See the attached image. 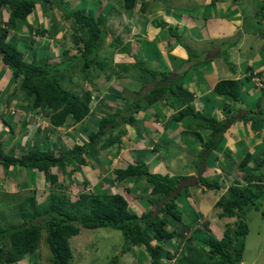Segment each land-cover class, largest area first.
Masks as SVG:
<instances>
[{
  "label": "trees",
  "instance_id": "trees-1",
  "mask_svg": "<svg viewBox=\"0 0 264 264\" xmlns=\"http://www.w3.org/2000/svg\"><path fill=\"white\" fill-rule=\"evenodd\" d=\"M111 1V4H105L98 12L97 9L90 12L78 8L70 9L67 0H0V6H5L8 12L6 23L9 28L18 29L16 20L25 21L32 9L42 2L46 3L49 9L60 13L58 20L55 17L56 24L68 22L63 30L69 31L71 45L69 47L63 44L59 45L55 57L40 55L36 52L37 47L32 44L36 42L32 37L33 34L28 37L30 46L24 47L25 56L18 44L8 41L7 31H0V60L9 71L13 82H17V90L20 91L21 96L19 102L13 100L8 102L15 103L16 107L15 105L13 107L21 111V123L25 122V113L43 110V115L47 118L51 128H56L64 123L67 116L70 117L72 123L79 121L87 114L90 104L101 105L104 98L100 97L98 100H94V95L99 96L100 89L104 88L103 83L96 87H85L83 84H79L82 89L80 92L62 85L60 80H64L66 84L71 83V73L76 70L80 72L81 78L86 82L97 77L95 70L105 71L106 82L112 73L128 71L131 67L135 72L133 79L139 83L140 88L148 80H152V77H156V74L167 77L166 72L149 69L137 60H134L130 66L119 62L112 64L111 67L112 58L99 54L98 49L103 44L106 34L111 32L110 26L106 25L108 17L116 16L123 9H132L137 3V0ZM149 1L157 0L140 2L141 11L145 10V5ZM215 1L210 0V2ZM232 1L235 3V0ZM157 24L159 25V23ZM162 24H165L164 21ZM34 32L38 35H48V33L55 35L58 30L56 27L51 30L35 27ZM169 33L174 36L171 30ZM64 35L65 32L60 35L62 40L65 38ZM108 46H111L114 51L120 50L124 54L130 52L129 44L123 42L119 34L111 38ZM61 64L63 67H60ZM173 86L176 87L173 89ZM173 86L156 84L148 88L143 94L145 105L133 102V105L123 107L124 112H121L119 106H116L113 112L104 110V115L97 121L96 129L94 131L84 130L85 140L82 143H74L71 147L67 146L55 154L47 149L33 146L24 153L13 155V148L9 147L6 151L0 138L2 176L5 175L8 168L19 166L32 170L33 173H41L44 181L48 184L46 186L53 187L58 180V175L51 172V168L61 169V173H65L66 170L72 172L77 166L87 165L93 157H100V150L106 144L104 142V144L100 143L96 146L100 137L104 136L108 141H117L125 132L118 126L122 123L132 126L136 122L134 121L136 114L146 106L163 98L166 92L174 94L177 101L180 99L182 102L189 96V93L184 90L181 91V94L175 93V89L179 86L177 83ZM212 91L232 102L238 101L240 83L236 79H220L213 85ZM185 105L188 104L185 103ZM230 110V108L225 109L227 113ZM7 114L10 117L11 114L9 112ZM184 116L193 119L196 129L210 130V136L205 141L198 132L192 133L197 141H203L201 145L204 148H212L217 145L221 136L220 132L224 128L223 121H216L208 114L193 112L189 106L178 110L174 119L179 121ZM242 117L243 120H250L252 129H255L260 120L264 118V116ZM3 122L9 124L6 119ZM8 126L9 131L12 130V126ZM154 146L157 147L156 144ZM203 153L204 149L199 151L198 160H205ZM131 157V162L121 161L116 167H113V179L116 181L128 178L144 179L149 185L148 194L154 196L152 200L148 199V201L155 203V211L148 209L143 212H133L121 194L105 192L100 187L91 189L85 181L81 182L80 191L73 195L61 191H50L39 203L34 195L35 187L31 188L30 194L19 201L16 202L12 198L15 200L16 207L14 209L16 211L12 213L11 217L16 220L0 222V264L15 263L27 254H33L37 249L42 230L45 232L44 240L51 255V264H68L71 257L68 238L76 235L79 228L94 229L99 227L119 230L125 247L138 246L143 249L150 264H160L161 258H172L178 252L175 253L180 244L190 245L189 241L191 240H195L197 244L200 242V247L207 248L205 251L201 249L200 256L204 257L202 264H237L241 260L248 229L245 220L246 212L249 209L259 210L261 202L264 200V150L256 156H251L246 152L238 161L226 154L225 160L218 162L226 179H229L226 189L219 193L213 203L215 216L222 221L219 224L215 222L221 232L219 237H215L214 233H209L208 221L205 220L199 223L202 229L191 228V224L199 219L200 212H192L190 219H187L189 223H187L182 219V211L177 210V195L181 192L185 193L187 185H189L180 182L186 176H168L158 172H149L148 166L143 160L141 161L133 155ZM251 159L255 163L252 170L257 171V174L244 168ZM195 184L219 192L221 181L213 178L208 179L197 173ZM10 195L12 194L5 193L8 198ZM159 202L161 204L157 205ZM12 204L10 202L6 206ZM260 214L264 218L263 210H260ZM226 218L232 219L226 221ZM145 228H148L149 234L145 232ZM201 230L206 231L208 236L203 239L195 238L193 233ZM173 244L176 246L175 251L166 250L162 253L164 247L173 246ZM187 250L189 252V249Z\"/></svg>",
  "mask_w": 264,
  "mask_h": 264
},
{
  "label": "rangeland",
  "instance_id": "rangeland-1",
  "mask_svg": "<svg viewBox=\"0 0 264 264\" xmlns=\"http://www.w3.org/2000/svg\"><path fill=\"white\" fill-rule=\"evenodd\" d=\"M67 1L69 2L70 9L78 8L80 10L91 12V11H94L97 6L96 1L94 0H67ZM142 1L143 0H140V2ZM221 1H223L222 4H220ZM104 2H107L108 4H110L112 1L111 0H100L99 1L100 5L98 9L96 10L97 12L99 11L100 7H103V5L106 4ZM168 2L169 4H166L165 11L168 12L170 10L171 13L170 15L167 16V18L163 17L162 20L158 19V23H159L158 28L160 31L159 34H161L162 32L169 33V30L171 29V27H168V29H165L163 31V29H161L163 25L162 24L163 21L167 22L169 25H175V22H173V20L175 19L172 17V15H175V11L173 8L175 9L180 8L182 10L183 8L187 9L190 14L193 13V15L195 16V22L198 24L203 22L204 17H207L208 19H210L211 12L214 15V16L212 15V17L214 18H219L218 14H221L223 12H225V15L227 17H235L236 13L227 15V13H229L232 9H235L236 12L237 11L242 12L241 13L242 14L241 15L242 24L239 26V29L237 31H234V32H232L233 30L227 31L226 36L222 37L223 38L222 40L221 39L210 40L209 42H212V43H209V44L207 43L206 40L204 41L192 40V36H191L192 32L190 31V29L187 27L185 28L181 27L182 29L181 38L183 37L184 40L186 41L189 40V42L191 41V44H190L191 51L190 52L187 51L189 53V60L194 59L193 58L194 54L195 55L199 54L198 56H200L201 58H204L206 54H208L207 53L208 51L210 52L218 51V54H219L217 56L218 58L211 57L210 62L205 61V60L201 61L202 62L201 65L209 64V66L211 67L213 64V61H216L214 62L215 64L213 65H216L215 67H217L218 65L217 60H219L220 63H223L225 69H227V66H228L229 68H233L234 71L236 72L239 69H241L240 67H242V65L251 63L250 60L251 61L253 60V58L256 56V53H257V56H259L260 60L264 58V0H235L236 4H240V3L243 4L242 8H239V6L236 8L235 7L232 8V6L230 7L226 6L225 8V4H224L225 0H216V2H210V0H168ZM235 3L233 2V4ZM42 4L44 5L45 3L42 2ZM203 7L205 10L202 14H199V15L194 14L195 12L197 14V12L199 11L198 9L203 8ZM50 10H51L50 12L51 14L47 12L46 13L47 15H44L43 13L42 16L36 17V15H33L30 13L29 16L26 17L27 21L26 19L25 21L16 20V25L20 28L23 26L31 25L30 28L27 30V35L25 34V32H24V35H22L23 38H20V35H19V38H20L19 41H16L15 38L12 39V37L8 38V41L10 43H15L19 45L20 49L24 52L25 56H26V51L24 47L27 45L30 46L28 37L32 34H33L32 36L33 39H35L36 41L32 44L33 46L36 45L37 47L36 52H38L40 55H47L48 57H55L58 53L57 49L59 45L63 44L64 46H67V47L71 45L69 31L66 32L63 30V28L66 27L68 22L65 21V22H60L56 24L55 21L56 19L58 20L60 18V13L58 11L54 12L52 9ZM162 10L163 8L160 7L156 9L152 15L156 14V16H158V14H160V11ZM148 18H150V16L148 15H142V17H138L137 7H136V10H134V7L132 9H125V10L123 9L119 11V14H117L116 16L108 17L106 25L110 26L111 32L106 34L103 44L98 49L99 53L104 56L111 57L112 60H121L123 58L122 56L123 52L120 50L114 51L111 46H108V42H110L111 38L115 37L117 34H120V37L123 40V42H126V39L129 40L131 37H134V33L132 34V31L126 30L127 23L130 24L129 26L130 28H131L132 23L136 25L138 29V30L136 29L137 32L142 34L146 30L145 26H148L147 24ZM228 20L235 21V19H231V18H228ZM136 26L134 27V31H135ZM33 27H36L39 29L40 28L50 29V30L51 28L54 29V27H56L58 32L57 34L55 33V35L51 32L54 36L50 33H48V35L47 34L38 35L36 34V32H34ZM63 31L65 32V35H64L65 38L62 40L60 35L64 33ZM221 31L223 32L224 30H221ZM217 40L218 42L216 43L215 41ZM135 45H140L143 47L144 40L137 39L135 41ZM147 46L148 44L145 45L144 47L145 49H143L142 50L143 52L142 51L141 52L143 53L144 59L146 60L148 58L150 60V63L154 65L156 61L155 57L158 56V53L157 55H155L154 51L156 50L155 49L153 50V48L150 49ZM192 52L194 54H192ZM159 60L161 59L158 58V62ZM0 64L2 63L0 62ZM60 67H63V64H61ZM95 72L97 74V77H93L92 80L89 82H86L85 79L81 78V74L78 70L71 73V76H70L71 83L70 84L64 83V80H60V82L62 83L64 87L73 89L74 91H77V92L82 91L79 84L80 85L83 84V86L85 87H88V86L96 87L100 85L101 83H103V86H104L105 83H107V81L105 82L106 72L97 71V70H95ZM221 72H225V70L221 68V71L220 69L217 71L218 74H220ZM4 75H5V78L9 77L8 80H10V82L9 81L7 82V87H4V91L10 92L4 98L6 99L5 101L6 103H4V105H6V107L9 109L10 107H12V105H15V103H13L12 101L10 102L8 101L13 100V101L19 102L21 100V96H20V91L17 90V86H16L17 82H13V80L10 77V73L7 69ZM184 76H185L184 74L181 76V80H182V77L184 78ZM161 79L152 77V80L151 79L148 80L147 83H145V85L141 88L139 86V83H137L132 90L133 94L131 93L126 96V98L124 99L123 105H114V102L111 101L110 99L109 101H106L109 104H105V107H103L104 105L90 104L89 105L90 108L87 114L83 118H81L79 121L72 123L70 117L67 116L66 120L60 127L51 128V130H50V126L48 125L47 118L43 115V110L37 111L36 121L33 122L32 118H30V121L28 122L30 125L32 124V127L26 125L24 129L20 128V130L23 132L15 130L12 132V134L10 133V131H8V134L6 135V137H4L5 138L4 144L6 143L13 144L15 147V153L18 154L22 150L21 143L24 140V139L20 140L22 137V134L26 131L27 132L30 131V129L33 128L35 125H38V123L39 125L44 127L43 128L44 130L40 129L37 132L38 138L39 137L41 138L42 135L46 136L45 141L43 140L44 142H42V140L39 139L38 147L40 149H47L55 153L57 151L59 152L60 150L65 149L67 146L71 147L74 143L80 144L85 140L84 130L89 129V131L90 130L94 131L97 127L96 124H97L98 119L102 115H104L103 114L104 110L113 112L116 109V106L117 107L119 106V108L122 110L121 112H124L125 109L123 107L125 105H133V102L138 103V105H145L144 104L145 100L143 98L145 96H143V94L145 93L147 87L155 85L156 82L158 83L161 81L163 82L162 84L169 83L173 85L177 83L179 87H181L182 85L181 80H177L176 78L173 79L172 77H164L162 80ZM182 82L183 84H185L186 80H182ZM173 85H170V86H173ZM103 89L104 88L100 89L99 96L94 95V100H98L100 97L103 96V93H104ZM2 92H3V89H2ZM3 95L1 96L2 98H3ZM2 98L0 100H2ZM132 100L134 101L132 102ZM0 102L2 103V101ZM129 102H132V103H129ZM263 104H264V100L261 102V105ZM13 108H14V113L10 115V117H7L6 120L9 122L16 123L17 120H19V118L17 117L14 118L15 117L14 115H18L20 111H18L17 109V111L15 112V107ZM27 114L31 115V112L25 113V115ZM70 127L72 129H68ZM118 127L123 128L125 132H123V134L120 136V138L117 141L115 140L114 142L108 141L106 140L104 136L100 137L99 142L96 144V146L99 145L100 143L104 144V142L106 144L104 148L100 150V153H101L100 157L95 156L93 157V159L90 160L89 162L90 166L88 165L77 166L75 168V171L68 172V170H66L65 173L63 172L62 174L61 172H59L61 169L59 170L55 167L51 168V172H54L58 175V180L56 181L53 187L51 186V188L46 186L47 189L46 187L43 189L42 187L44 186H42L43 185L42 183L40 184L38 182L37 184H35V180H34L35 173H33L32 170H27L26 168H17V167L11 168L12 170H7L4 178L0 179V222L10 220V219L16 220V218L11 217L12 213L16 211V209H14L16 207L14 205L15 204L14 201L15 200L16 202L19 201L24 196L29 195L30 192L32 191V189L29 188V186L25 184H30L31 186H35L34 195L38 203L43 201L45 196L48 193H50V191L51 192L61 191L68 195H73L77 191H80L81 182L83 181L87 182L88 187L91 189H93V187L94 188L100 187V189H102L105 192H107L109 188L114 189V187H116L114 181L112 180V178L114 177V173L112 171L114 165L116 167V164L118 163L117 161L119 159L122 160V158H125L127 162L129 160L131 161L132 159L131 156H129V159L127 157V151H129V147L131 145L129 144L131 141L130 142L128 141V138H130L129 128H128L129 126L128 124L125 125L122 123ZM132 128L135 132L134 139L140 140L144 138L143 136L144 133L142 132L143 130H141L140 128L136 129V126H133V125H132ZM46 131H48L47 134H46ZM57 131H59V134H57L58 133ZM29 133L30 132H28V134ZM35 134H32L29 140L30 139L34 140L35 143H37ZM56 135H60L59 137L64 141L58 140V142H56L57 145L53 146V143H51L50 141H53L55 137H57ZM131 135L133 136V133H131ZM202 135L204 138H208L206 131H203ZM7 136L10 137V139L6 141ZM70 140H73V141L70 142ZM133 147L140 148L142 146L138 144ZM29 148H31V146H29L28 149ZM142 153L143 152L137 153V151L135 150L132 151V155L135 156L136 158H138V156H141ZM155 158L156 160L158 159L156 156ZM193 158L194 157L192 158L188 157V160L189 159L193 160ZM148 161H150L151 163L148 167L149 172H155L157 168L163 167L162 160L155 161V159H149ZM194 161H196V159L193 160V162ZM198 162L199 164H203L201 160H198ZM171 168L174 169L173 167ZM20 170H21V175L25 180H20L18 184H23V186L21 187L19 186V188L18 189L16 188L17 190L14 192H9V191L14 190L11 188V185H14L13 184L14 179L12 178L16 176ZM177 171L178 169L177 170L174 169V171L172 172L176 173ZM197 172H199L200 176H203L204 174L203 172L202 174L200 171L195 170L194 175L186 176L185 178L181 179L180 182L182 183L184 181H190L192 182L191 185H193V183L195 184ZM167 175L170 176L169 174ZM6 176H9L11 178H5ZM223 178L222 180H224ZM16 179H17V176H16ZM37 179L41 180L38 173H37ZM138 180L134 182L133 185L135 186L129 187V189L136 190L139 193L143 192L145 194V192H147L149 189L148 184L144 181V179H142L141 181H138ZM195 185H193V187H196ZM14 188H15V185H14ZM123 190L124 189L122 186L117 188V191H119L121 194ZM222 190L223 188H221V191ZM108 191L113 192L111 189H109ZM189 191L193 193L192 197L188 198L187 201H185L184 203L191 204L195 202L194 205L192 204L195 207V209L198 208L197 206L199 204L202 205L201 196H204V195L209 196L210 194H212V192H208V191L201 194V192L200 193L198 192L199 191L198 187L196 189L195 188H193L192 190L190 189ZM218 191L219 192H216L217 194L215 193V191H213L214 192L213 194L219 195L221 191L220 190ZM5 193H10L12 195H10V197L8 198L5 196ZM151 197L152 196L147 193V198L144 199V202H146L145 206L147 205H149L148 207L153 206L152 208L146 207V210L150 209L151 211H155L156 210L154 208L155 203L148 202V199ZM12 198H14L15 200H13ZM179 198H180L179 196H177L176 198V200H178L176 201V204L179 203V205H177V208H178L177 210L179 209L181 210V205H182V202H180ZM181 200L183 201L184 199H181ZM10 202L11 204L12 203L13 204L11 206L9 205L6 206ZM159 204L161 203L159 202L157 205ZM184 205L186 206V204ZM187 208H190V207L187 205ZM260 210L264 211V201L261 203L259 210L249 209L246 212L245 220H246L248 229L245 235L244 251L242 254V258L237 264H264V218L261 216ZM206 211H207L206 207L204 208L201 207L199 210L200 214L202 215L203 214L205 215ZM184 214H185V211L181 213L183 221L186 220L184 217ZM204 217L200 216L199 221L205 220L206 218ZM231 219L232 218H228L226 219V221H230ZM215 221L218 224L222 222L221 219L217 220V218L215 219ZM214 227L215 228L213 229V231L216 232L218 234L217 237H219L221 235V232L218 229H216L218 228V226H214ZM145 232L149 234L148 228H145ZM193 235L197 239H202L207 236V233L197 232ZM44 236H45V232L42 230L37 249L35 250L33 254H27L24 257V259H21L18 262L11 263V264H51V255L48 250L47 244L44 240ZM123 243L124 242H123V239H122V236L119 230L111 229L109 227H99V228H94V229L79 228V231L76 235H73L68 238V244L71 250V257L68 261V264H150L149 258L148 256L144 254L143 249H141L138 246H130L129 248H126ZM191 244L193 245L184 246L183 244V246L179 248V251L177 253L175 251V247H176L175 244H173V246L164 247L162 250V253L166 250H169L170 252L175 251L176 254L170 259L161 258L160 264H202L204 257L200 256L201 254V249L199 245L200 242H198V244H195V242L191 241ZM203 248L204 247H202V249ZM186 249H189V253L186 254L188 256L183 255L185 254ZM205 260H207V258H205Z\"/></svg>",
  "mask_w": 264,
  "mask_h": 264
},
{
  "label": "crops",
  "instance_id": "crops-1",
  "mask_svg": "<svg viewBox=\"0 0 264 264\" xmlns=\"http://www.w3.org/2000/svg\"><path fill=\"white\" fill-rule=\"evenodd\" d=\"M96 1V8L98 9L100 3V0H94ZM145 1V0H143ZM207 2V1H206ZM216 2V1H215ZM229 2V3H228ZM108 4L107 2H104ZM140 0H137V3L134 5V10H136L137 7V16L142 17V15H148L150 18L147 20L148 26L146 27L145 32L142 34L137 32V26L132 23L131 28L129 27L130 24L127 23L126 30L132 31V34L134 33V37H131L129 40L126 39V42L129 44L130 52L128 54L123 53V58L121 60H112L111 61V67L112 64H118L125 63L127 65H131L134 60L141 61V64L149 69H153L155 71L159 72H166L167 77H172L173 79L176 78L177 80H181V76L184 74V78L182 77V80H186V83L183 84L181 80V87H177L175 90V93L181 94L182 90L189 93V96H187L183 102L180 101V99L177 101L176 97H174V94H171L169 92H166L163 95V98L160 100L154 102L153 104H150L146 106L141 112L139 111L138 114H136V122H134L132 125L136 126L137 128H140L143 130L144 138L137 140L135 138V132L133 130L132 126H129V135L130 138H128L129 144V151H127V157L129 159V156L132 155V151L135 150L137 153L143 152L141 156H138V159L143 160L147 166L151 164L149 159H155V161L162 160L163 167L157 168L155 172L161 173V174H169V175H182V176H191L194 175L195 170L200 171L204 177L210 179H217L219 182L221 181L219 190L221 191V188L223 192L227 185L228 180L226 179L225 175L222 172V169L219 167V161L225 160V155L228 154L232 158H234L236 161L241 159V157L246 153H250L251 156H255L256 154H259L260 151L264 150V118L260 120V122L257 124V127L255 129L251 128V122L250 120H243L244 118L242 116H253L255 118L257 117H263L264 116V104L261 105V102L264 100V58L260 60L259 56H256L253 58V60L247 63L245 65H242L238 71H234L233 68H229L227 66V69L224 68L223 63H220L219 60H217L218 65H216L213 61L212 66L210 67L209 64L201 65V61H209L210 58L216 57L219 55L218 51L210 52L208 51L206 56L204 58H201L198 56L199 54H194V59L189 60V53L191 51V41L184 40L183 37L181 38V27L182 28H189L192 32V40L194 41H204L206 40L207 43L210 40L214 39H223L222 37L226 36L227 31L233 30L237 31L239 29V26L242 24L241 20V13L235 9H232L227 15L235 14V17H227L225 15V12L218 14L219 18L212 17L211 12V18L208 19L207 17H204L203 22L196 23L195 22V16L190 14L187 9L183 8L180 9H174L175 15H172V17L175 19L173 22H175V25H169L167 22H164L165 24L161 27L163 31L165 29H168V27H171V32L174 33H166L162 32L161 34L158 28V19L162 20L163 17H166L170 15V10L168 12L165 11L166 4H169L168 0H157L155 1V4L153 1H149V3L145 5V10H140ZM223 1L220 2L222 4ZM111 4V3H110ZM225 8L232 6L238 7L241 5L242 8L243 4H233V1L225 0ZM105 5V4H104ZM103 5V6H104ZM163 8L162 11H160V14L158 16L152 15L154 11L158 8ZM202 7V6H201ZM101 8V7H100ZM224 8V7H223ZM199 11L194 13L195 15L202 14L204 12V7L199 8ZM51 14V10L48 8L47 4L44 5L42 3L37 4L32 11L30 12L33 15L42 16L47 15L46 13ZM183 13V14H182ZM7 9L5 6H0V31L6 30L7 31V37H12V39L15 38L16 41H19L20 38H23L22 35L27 34V30L29 26H23L16 28H9L6 20H7ZM29 16V15H28ZM210 16V15H209ZM214 16V15H213ZM228 18L235 19V21H230ZM241 21V22H239ZM156 22V23H155ZM162 22V21H161ZM28 25V24H27ZM135 31H134V27ZM180 27V28H179ZM35 27H33L34 29ZM137 29V30H136ZM150 30V31H148ZM221 30H224L223 32ZM136 32V33H135ZM110 33V32H109ZM20 35V38H19ZM120 35V34H119ZM136 35V36H135ZM176 35V36H175ZM54 36V35H53ZM137 39H143L144 45L143 47L140 45H135V41ZM184 42H183V41ZM216 43L218 42L215 41ZM148 44V48L153 50L155 49V55L158 56L155 57L156 61L153 64L150 63V60L147 58L144 59L143 56V49H145V45ZM141 49V50H140ZM142 51V52H141ZM188 51V52H187ZM99 52V51H98ZM100 54V53H99ZM102 55V54H100ZM158 58L161 59L158 62ZM1 62V60H0ZM2 63V62H1ZM6 67H4L3 64H0V99L3 95L2 103H5L6 99H4L9 91H4V87H7V82L10 80L9 77L5 78V72ZM221 68L225 70V72H221L220 74L217 73V71ZM115 69H117L115 67ZM135 75V72L130 67L128 71H117L115 73H112V75L107 78V83L104 85L103 89V98L101 105L109 104L106 101L114 102V105H123L124 99L128 94H131L133 91L134 86L138 83L135 79H133V76ZM255 77L258 80V83L254 81ZM157 79H163L164 76L160 74H156ZM161 79V80H162ZM220 79H236L240 83V93H239V99L238 101H230L228 98L223 97L221 95L215 94L212 91L213 85ZM171 82V80H170ZM163 82H156V84L166 85L162 84ZM155 84V85H156ZM169 86L173 84L167 83ZM154 86V85H153ZM151 86L147 87L150 88ZM176 86H173V89ZM3 89V92H2ZM146 89V90H147ZM7 90V89H6ZM133 94V93H132ZM118 95V96H115ZM115 96V97H114ZM134 99V98H133ZM134 100H132L133 102ZM0 102V138L3 142V148L8 149L9 147L13 148V155H19L20 153H24L28 150V147L31 146H37L39 144V139L42 140V142L45 141L46 136H41V138H38V126L35 125L33 128L30 129V132H24L22 134V137L20 140H23L21 143V151L17 154L15 153V147L13 144H4L6 135L9 131V126H12V130H10V133L12 134L13 131L17 130L20 132H23L20 130V128H23L27 125L32 127V124L24 122L21 123V118L17 120V122H9V124H5L3 120H5L8 117V114L5 111V106L2 105ZM187 103L188 105H185ZM189 106L193 112H199L200 114H208L210 117H214L216 121H223L224 122V128L220 132V140L218 141L217 145L212 148H204L201 143L205 141L207 138H204L202 135L203 131H206V134L209 138L210 136V130L209 129H196L195 125L193 123V119L187 116L182 117L181 120L175 121L174 116L178 110L181 108ZM13 107V105H12ZM16 107V105H15ZM11 108V107H10ZM226 108H230V112L227 113L225 111ZM104 112V111H103ZM3 116V117H2ZM4 118V119H3ZM7 121V120H6ZM60 127V126H59ZM57 128V127H56ZM68 129H72L71 127ZM186 131V132H185ZM59 134V131H57ZM70 132V131H69ZM185 132V134H184ZM198 132V134L201 136L203 141H197L194 136H192V133ZM36 133V134H35ZM133 133V136L131 135ZM32 134L36 135V141L29 140L30 136ZM66 135V134H65ZM55 139L53 141H50L54 145H57L56 142L58 140H62L59 136L56 135ZM10 137L7 136V140H9ZM134 139V140H133ZM44 140V141H43ZM48 140V139H46ZM64 141V140H62ZM73 140H70L72 142ZM15 142V140H14ZM55 142V143H54ZM141 145L142 147L137 148L133 147L136 145ZM157 145L154 146V145ZM57 147V146H56ZM139 147V146H138ZM39 148V147H38ZM30 149V148H29ZM40 149V148H39ZM204 149L203 157H205V160H201L203 164H199L198 162V153L200 150ZM57 151V150H56ZM58 152V151H57ZM156 153V154H155ZM155 156L158 158L156 160ZM188 157L193 158V160L197 159L193 162L192 159L188 160ZM123 160V161H122ZM119 159L116 163L119 164L121 161L124 163H129L132 161L129 160L128 162L125 160V158ZM200 160V159H199ZM90 162V161H89ZM115 163V164H116ZM88 163L87 165H89ZM116 164V165H117ZM254 161L251 159L246 166L244 167L247 171H250L253 174H257V171H253L254 168ZM115 166V165H114ZM178 169L176 173H173L174 169ZM195 167V168H194ZM10 167L7 170H12ZM17 168H22L17 166ZM194 169V170H193ZM60 170V169H59ZM1 167H0V179L4 178L1 174ZM7 172V171H6ZM61 172V170L59 171ZM187 172V173H186ZM37 173L39 174V177L41 180L37 179ZM35 173V184L38 182L43 184V189L46 187V182L43 179V176L41 173L37 172ZM199 173V172H197ZM62 174V173H61ZM186 174V175H185ZM17 176V179H16ZM14 176L12 179H14L13 184L11 185V188L14 189L9 192L16 191L19 186H23V184H18L20 180H25L21 175V170L18 172V174ZM224 176V178H223ZM5 178H11L9 176H6ZM222 178L224 180H222ZM114 181L116 187L114 189H111L113 192L120 193L117 191L118 187H123L122 196L125 198V200L128 203V206L130 209H133L135 212L145 211L149 205L145 206L146 202H144V199L147 198V192L145 194L139 193L136 190H130L129 187H134V182L136 180H133L131 178L125 179L123 181H116L112 178ZM138 181H141L140 179ZM225 181V182H224ZM182 183H187L191 185L192 182L190 181H184ZM186 184V185H187ZM29 186V188H34L35 186H31L30 184H25ZM24 185V186H25ZM187 185V190L185 193L181 192L179 195L180 202H182L181 210L182 212L185 211L184 216L186 217L185 222L189 223L187 219H190L191 213H198L201 207H206L207 211L205 212V215L201 214L200 216L204 218H208L210 223L212 224V220L210 218L211 210H213V203L217 199L218 195L213 194L214 190H207L203 186L195 185L196 187H193V185L189 186ZM198 187V192L201 194L208 191L212 192L209 196H201L202 199V205H198L195 209L193 206L195 202L191 204L184 203L187 201L188 198L192 197V194L189 190L193 188ZM17 188V189H16ZM8 189V188H7ZM47 189V187H46ZM108 189V190H109ZM204 189V191H203ZM5 190V189H4ZM107 190V191H108ZM78 192V191H77ZM76 192V193H77ZM214 196V197H213ZM154 196L149 198L152 200ZM156 199V198H155ZM181 199H184L183 201ZM199 199V198H198ZM197 200V199H196ZM194 200V201H196ZM264 201V200H263ZM262 201V202H263ZM131 202V203H129ZM261 202V203H262ZM186 204V206L184 205ZM193 204V205H192ZM179 205V203H177ZM187 205L190 208H187ZM213 214V213H212ZM193 228L195 223L191 224ZM187 251V249H186ZM24 259V258H23ZM18 262V261H17Z\"/></svg>",
  "mask_w": 264,
  "mask_h": 264
},
{
  "label": "clouds",
  "instance_id": "clouds-1",
  "mask_svg": "<svg viewBox=\"0 0 264 264\" xmlns=\"http://www.w3.org/2000/svg\"><path fill=\"white\" fill-rule=\"evenodd\" d=\"M254 78V81L256 82V83H258V80L255 78V77H253ZM11 108H13V107H11ZM10 109V108H9ZM9 109L5 106V111H6V113H8V111H9ZM15 109H17V108H15ZM18 111H20L19 109H18ZM35 112H37V111H35ZM104 113V112H103ZM15 117L14 118H20L21 117V111L19 112V114L18 115H14ZM19 116V117H18ZM30 118H32V121L34 122V121H36L35 119H34V117H32V116H26L25 114H24V120L28 123L29 121H30ZM28 121H27V120ZM47 122H48V120H47ZM38 123V122H37ZM48 125H49V122H48ZM38 127H40V128H38V131L41 129V130H44L43 128L44 127H42L41 125H39V123H38V125H37ZM50 126V125H49ZM50 130H51V126H50ZM49 130V131H50ZM89 130V129H88ZM37 131V132H38ZM48 133V131H46V134ZM43 136H45V135H43ZM54 153V152H53ZM56 153V152H55ZM54 153V154H55ZM129 179V178H128ZM148 187H149V185H148ZM147 193H149V189H148V192ZM120 194V193H119ZM150 195V194H149ZM124 198V197H123ZM125 199V198H124ZM126 201V200H125ZM176 201H178V200H176ZM127 202V201H126ZM149 202V201H148ZM128 204V203H127ZM129 207V206H128ZM133 212H135L133 209H131ZM148 210V209H147ZM146 211V210H145ZM140 212H143V211H140ZM213 213V214H212ZM210 218H211V220L213 221L212 222V224L210 223V221H209V219L208 218H206L205 219V221H208V228H209V233H214V235L217 237L218 236V234L216 233V232H214L213 231V229L215 228L214 226H217L216 224H215V219L217 218L216 216H215V209L213 208V210H211V215H210ZM226 219H228V218H226ZM217 220H218V218H217ZM204 220H202V221H199V219H196V222H195V225H194V227L192 228V229H194V228H201L202 229V227H201V225L199 224L200 222H203ZM216 229H218L219 230V228H216ZM199 232H206V231H204V230H201V231H199ZM197 233V232H196ZM207 233V232H206ZM193 234H195V233H193ZM207 236H208V233H207ZM203 239V238H202ZM186 240V239H185ZM192 242H195V240H191ZM191 241H189V243H190V245H192L191 244ZM195 244H197V242H195ZM187 244H184V246H186ZM183 245L182 244H180V246L179 247H177V249H176V252L177 251H179V248H181ZM200 249H202V246L200 247ZM203 250L205 251V250H207V248L206 247H204L203 248ZM243 251H244V249H243ZM189 252H188V250L185 252V254H183L184 256L186 255V254H188ZM242 254H243V252H242ZM241 258H242V256H241Z\"/></svg>",
  "mask_w": 264,
  "mask_h": 264
},
{
  "label": "built area",
  "instance_id": "built-area-1",
  "mask_svg": "<svg viewBox=\"0 0 264 264\" xmlns=\"http://www.w3.org/2000/svg\"><path fill=\"white\" fill-rule=\"evenodd\" d=\"M17 111V109H15V112ZM11 115L14 113V108H10L9 109V111H8ZM31 112V115H29V114H27L26 116L28 117V116H32V117H34V119L36 120L37 118H36V112L35 111H30ZM28 113V112H27Z\"/></svg>",
  "mask_w": 264,
  "mask_h": 264
}]
</instances>
